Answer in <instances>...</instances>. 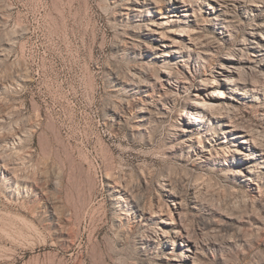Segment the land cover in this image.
I'll list each match as a JSON object with an SVG mask.
<instances>
[{"label": "rangeland", "instance_id": "1", "mask_svg": "<svg viewBox=\"0 0 264 264\" xmlns=\"http://www.w3.org/2000/svg\"><path fill=\"white\" fill-rule=\"evenodd\" d=\"M153 1L157 9L137 15L124 10L130 0H0V137L23 131L5 156L45 194L12 199L0 180V264H161L155 246L141 249L146 232L118 198L171 208L164 189L181 203L180 221L202 248L201 264H264V170L256 187L238 176L241 163L222 154L236 147L232 134L214 142L211 158L199 147L205 138L189 142L180 132L189 89L175 104L157 97L160 82L150 78L160 64L141 31L158 13L174 18L175 9ZM196 11L212 55L189 64L193 83L262 14L230 6L224 29L215 13ZM251 65H243V79L255 92L238 100L243 91H229L225 103L237 127L264 146V55ZM149 96L159 101L149 105ZM222 125L212 123L210 133L225 138Z\"/></svg>", "mask_w": 264, "mask_h": 264}, {"label": "bare ground", "instance_id": "2", "mask_svg": "<svg viewBox=\"0 0 264 264\" xmlns=\"http://www.w3.org/2000/svg\"><path fill=\"white\" fill-rule=\"evenodd\" d=\"M130 2L131 5L126 6L124 10L137 15L144 14L145 11L150 14V10L159 6L158 2L153 0H130ZM168 4L175 9L174 18L167 19L158 13L156 21L147 24L141 31L143 38L155 44L152 49L156 51L157 62L160 64L156 78H150L153 84L160 82L159 89L162 93L160 92V96L157 97L159 100L167 98L170 103L175 104L181 98L180 93L189 89L188 101L181 114L183 128L180 132L190 134L189 142L192 143L203 144L202 140L205 138L204 145L199 146L201 152L205 154L204 158L217 155L214 142H230L231 140L227 138L232 134L233 136H230L232 139L239 140L236 144L237 148L222 151L223 157H235L242 167V170H238V176L256 187L261 183L259 174L264 170V146H258L248 132L237 127L230 117L234 110L225 102L229 100L227 96L229 91H243L241 95L235 96L238 100L249 97L242 96L244 92H255V86L243 79V70L252 66L251 63L260 61L264 55V0H169ZM230 6L247 8L251 12L262 11V14L251 24L249 30L243 33L241 40L235 43L233 49L229 48L230 51L221 56L219 63L210 64L209 74H200L197 82L193 83V80L186 75L193 77L195 74H191L189 64L195 59L203 62L212 55L211 47L206 42L207 36L201 34V25L196 15L199 11L197 12L196 9L215 13L213 20L226 29L232 24L228 13ZM244 64L248 66L245 67ZM180 73L185 77L179 81L180 85H174L173 79ZM159 100L149 96L147 101L149 105H153ZM260 111L262 113L260 130L264 132V107H261ZM4 121L5 118H0V122ZM212 123H223L225 138L219 139L220 134L210 133L209 128ZM200 130L202 134L199 133ZM24 137L21 129H15L11 136L0 137V180H5L12 199L30 194L31 191L44 194L42 187L29 179L27 174L20 172L17 162L14 163L15 160L9 161L5 156L7 152L14 153ZM247 155L251 156L246 157ZM249 159L258 161L249 166L247 161ZM164 191L165 198L169 199L172 205L171 208L167 202L164 209L161 205L148 206L143 201L134 199L133 196H129L127 200L120 197L118 203H127L124 204L126 208L124 215L133 216L134 224L145 230L146 238L142 240L141 249L155 246L158 253H164L160 258L161 264H201V258L204 257L202 248L196 241L190 239L180 221L181 203L171 189ZM55 202L46 198L44 205L54 217L59 218L61 216L56 213L58 207ZM173 216H176V219ZM174 240H179L178 252L173 250Z\"/></svg>", "mask_w": 264, "mask_h": 264}]
</instances>
